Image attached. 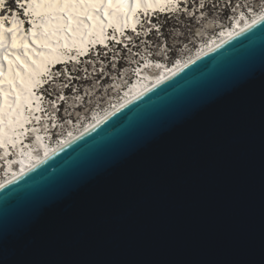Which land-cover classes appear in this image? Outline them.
<instances>
[{
  "label": "water",
  "instance_id": "95a60500",
  "mask_svg": "<svg viewBox=\"0 0 264 264\" xmlns=\"http://www.w3.org/2000/svg\"><path fill=\"white\" fill-rule=\"evenodd\" d=\"M260 29L223 43L117 113L113 121L126 123L111 135L105 130L113 121L0 188L7 237L0 264H264ZM240 80L246 86L229 91ZM217 95L193 119L96 174Z\"/></svg>",
  "mask_w": 264,
  "mask_h": 264
},
{
  "label": "snow or ice",
  "instance_id": "6c2138e0",
  "mask_svg": "<svg viewBox=\"0 0 264 264\" xmlns=\"http://www.w3.org/2000/svg\"><path fill=\"white\" fill-rule=\"evenodd\" d=\"M125 3L131 5L127 12L124 8ZM142 3L144 4L143 15L145 16L148 15L149 11L155 13L157 10L165 14L163 21L158 20L157 23L148 21L150 27L146 32L147 40L136 39L141 34L136 30L134 21L131 26V32L134 35L127 36L128 42L125 43L123 39H117L115 36H112L110 39L121 47L111 53L109 51L96 53L97 56H101V59L96 64L89 60L87 62L88 67H76L67 70L61 69L55 74L50 71L47 64L43 65L42 68L35 69L33 73H30L27 93L23 97L24 103H22V92L17 90L16 81L13 78L14 70L12 65L14 60L9 58L7 48L17 49L23 47L25 50L29 49L27 43H17V38L21 35L25 22L29 26L28 32L30 33L32 41L34 43H43V41L38 40L37 29L45 26L47 23V21H44L45 17L48 20L62 22L63 30L65 32H72L73 25L80 23L78 17L81 14L87 20H95L96 17L93 13L103 9V15L109 17V10H115L124 15L126 27L128 14L130 13L135 17L137 12L140 11ZM88 9L91 11H85ZM8 13H11V19H9ZM220 16L233 21L236 25L235 28L229 27L226 32L222 31L220 33L221 36L227 35L228 40L223 41V43H228L229 40H233L238 36H244V33H249L252 29L257 28V26L264 25V0H117L115 5L113 0H11V4H9V0H0V35L6 33L10 38L3 57L7 63L8 78L2 81V83H7L9 90L2 93L3 109H7V111L5 112L3 109H0V126H2L0 127V132L3 133L0 136V147L4 149L6 156L11 155L9 149L15 150L19 147L20 156L30 158L32 151H35V149L25 152L23 150L25 147L24 141L30 134H36V141H42V138L38 135L40 129L28 127L33 121L37 124L41 123L42 116L39 113H45L47 115V119L51 122V129L57 128V124L55 123L57 119L65 124H71L73 119L79 115L76 112L77 109L83 111V105L93 103L92 99H90L94 95L93 89L100 92V98L103 100L105 93L109 89L115 88V85L111 83V81L116 79L112 75L114 70L117 72V75H120L122 70H126V64L131 65L133 62L139 63V60L133 61L132 58L140 57V44H144L146 47L154 45L156 49L154 55L158 57L155 66L157 68L167 67L166 64L159 62L160 60L167 59L168 64H171V67L168 68V72L171 75H158L152 87L141 88L132 97H128V93L126 92V99L119 107L112 106L113 110L104 112L103 116L99 114L95 115L90 122V126H85L80 135L73 139L60 141L58 146L52 150L51 155L63 152L66 148H71L75 144V141L83 140L84 137L97 132V129L101 128L102 125L113 121V117H117V113L123 112V109L129 108V105L136 104V101L143 100L149 92H153L154 88H159L166 81L180 76L181 73L185 72V69H189L191 66L197 64V60H201L202 56H207L211 52H216L217 48L223 47L222 43L217 44L215 47H209L207 52L201 49L199 50L200 54L195 59H174L178 55H183L185 50H187V44H192L193 47H196L191 36H200L202 34L196 28L197 25H200L201 21H204L207 27L215 28L217 18ZM248 19H251V22L247 23L244 27H240V22ZM37 20L44 21V23L37 24ZM5 21L10 26L5 27ZM116 30L120 32L121 37H124V27H119ZM260 32L264 34V29H260ZM99 43L105 49L108 48V45L104 43L103 37H101ZM132 47H136L137 51L133 52ZM129 53H131V56H129ZM78 54L80 56L86 55V49L80 48ZM12 55L14 56L15 62L19 64L20 57L15 55V53ZM72 61H75L77 65L81 64V61L74 56H69L67 60H62L57 56L53 58L51 64H67ZM35 63L33 61V65ZM97 64L99 65L98 67ZM24 66L27 67V65ZM143 67H148V64H144ZM141 71V67L131 69V73L137 77H139ZM2 75L4 74L0 73V76ZM57 77H64V79L56 84ZM20 83H24L23 78H21ZM246 83V80L237 81L231 85L229 91H237L245 87ZM85 86H88V91H85ZM169 87L170 89L172 88V86ZM34 88L44 89L43 95H47L50 98L53 112L48 113L47 109L40 107L39 102L43 99V95L35 96V101H33L35 93L32 89ZM219 99L220 95L209 97L203 104L191 110L181 112L170 126L156 129L151 137L141 144H134L130 152L109 161L106 167L98 170L96 174H99L100 171H107L119 166L132 152L147 147L153 140L166 135L176 125L193 119L202 108L215 104ZM33 103L36 104L35 108L32 107ZM94 106L98 107L99 105L96 104ZM22 107L28 110L27 115L20 111ZM65 113L67 116H65ZM125 123L123 118L113 121V124L105 132L111 135L117 126L124 127ZM52 134L55 135V133ZM68 135L71 136V133ZM51 155L45 148L42 158L32 161L27 171L21 168L18 174L11 172L13 162L8 161L6 173H10L11 175L5 183H0V188H6L8 184H14L17 181L23 180L29 172H34L40 165L46 164L51 158ZM16 163L23 164V159L16 161ZM57 167L50 170L52 175L56 174ZM90 178V176L83 177L81 184L87 183ZM50 207L51 203L38 205L35 209L36 216L39 217ZM6 239L5 233L0 230V247H2Z\"/></svg>",
  "mask_w": 264,
  "mask_h": 264
},
{
  "label": "bare ground",
  "instance_id": "6f19581e",
  "mask_svg": "<svg viewBox=\"0 0 264 264\" xmlns=\"http://www.w3.org/2000/svg\"><path fill=\"white\" fill-rule=\"evenodd\" d=\"M114 5L117 3V0H113ZM9 4H11V1L9 0ZM131 7V5L125 3L124 8L127 12L128 9ZM85 11H91L90 9ZM110 16L106 17L103 15V9H101L99 12L93 13L95 15V20H87L84 18V15L81 14L78 19L80 20V23L73 25V31L72 32H65L63 30L62 22L58 20H48L47 17L44 18V21H47L44 27H40L37 29L38 32V40L43 41V43H34L30 37V34L26 31V22L23 26V30L21 35L17 38L18 44L27 43L29 45V49L25 50L23 47H19L17 49H11L7 48L9 58L13 59V78L16 81V87L17 90H20L22 92V103H24L23 97L26 96L28 83H29V77L30 73H33L35 69L42 68L43 65L47 64L50 69V71L53 73V68L55 64H51V61L53 58L59 56L62 60H67L69 56H74L77 59L87 57L91 54V51L93 49H98L100 47H103L99 43V40L101 37L104 38V43L107 45L109 44V41L111 40L110 37L115 36L117 39H123L121 37L120 32L116 29L119 27H124L125 35H128L131 32V26L133 22L135 21V27L136 30L140 26H143L144 22L150 21L154 17L155 13H158L159 16L164 15V13L159 12L158 10L153 13L149 11L147 16H143L144 12V4H141V9L139 12H137L136 16L133 17L130 13L127 16V26L125 27V17L122 13L117 12L115 10H109ZM9 19L11 17L9 16ZM44 21L37 20V24H43ZM251 19L244 20L240 22V27H244L247 23H250ZM10 25H7V21H5V27H8ZM236 25H234L232 28H235ZM47 33V34H45ZM9 37L8 34H2L0 35V73H3L4 75L0 76V109H3V97L2 93L4 91L9 90V85L7 83H2V81L6 80L8 78V72H7V63L4 60V55L6 51V47L9 44ZM228 40L227 35L225 34L220 38V40H216L215 42H212L210 45H207L202 50L207 52L209 47H215L217 44H222L223 41ZM47 45V46H45ZM101 45V46H100ZM109 46V45H108ZM80 48L86 49V55L80 56L78 54V50ZM74 51H77L73 54ZM15 53V55H18L20 57V63L18 64L15 62L14 56L12 55ZM200 54L199 51L192 55L188 59H195L196 56ZM187 59V60H188ZM33 61H35V65H33ZM70 64V63H67ZM24 65H27L25 67ZM18 73V75H17ZM171 75V73L168 72L167 68L164 69H153L150 72H143V76H141L143 79L140 80V82L136 83L132 88L131 91L128 93V97H132L134 94L138 93L141 88H147L152 87V85L155 83L156 77L158 75ZM23 78L24 83L21 84L20 80ZM43 90V88H34L32 91L35 93L33 96V101H35V96L39 95L40 92ZM126 99V98H125ZM40 107L44 108V106L41 104V101L39 102ZM33 108L36 107V104L33 103ZM3 111H7V109H3ZM21 112H23L25 115L28 114V110L26 108H21ZM43 117L42 113H39ZM44 124V123H43ZM37 123L34 121L28 125L30 128H38L40 129L38 135L42 138V141L38 142L35 139L36 134H30L27 139H25L24 144V151L28 152L31 149H35V151H32L31 157H21L20 156V148L17 147V149H9V152H11V155L6 156L5 151L2 147H0V163H6L12 161L11 166V172L13 173H19L21 168H24L25 171H27L28 167L30 166L32 161L38 160V158H42L45 148L51 155L52 150L55 149L57 146H52L46 143V141L43 138L42 134V127L36 126ZM90 126V125H89ZM2 127V126H0ZM84 129V128H83ZM79 133L72 134L68 139H73L74 137L80 135L81 131ZM3 133L0 132V136H2ZM1 148L3 150H1ZM23 159V164H17L16 161ZM10 173H8L7 179L3 182L5 183L10 178Z\"/></svg>",
  "mask_w": 264,
  "mask_h": 264
},
{
  "label": "built area",
  "instance_id": "2783aa9c",
  "mask_svg": "<svg viewBox=\"0 0 264 264\" xmlns=\"http://www.w3.org/2000/svg\"><path fill=\"white\" fill-rule=\"evenodd\" d=\"M155 18H152L150 21L152 23H157V21H163L165 14L159 16L158 13L154 14ZM143 26H140L137 28V31L140 32L141 36L136 39H145L147 40L148 37L146 36L147 29L150 27V25L147 22H144ZM235 23L231 20H228L227 18H224L223 16H220L217 18L216 26L215 28H209L206 26L204 21H201L200 25H197L196 28L202 33L200 36H191L192 41L195 43L196 47H193L192 44H187V50L183 53V55H178L174 59H182L187 60L192 55H195L199 50L205 48L207 45H210L212 42H215L216 40H220L222 37L220 33L222 31H225L229 27H233ZM130 35V32L128 33ZM123 37V41L127 43V36ZM131 35H134L133 33ZM111 38V37H110ZM186 43V42H185ZM108 48L105 49L104 47H100L98 49H93L91 51V54L87 57L80 58L81 64L77 65L75 61L70 62V64H61L57 66L53 70V74H55L58 70L61 69H73L76 67H88V61L91 60L94 64H96L97 61L101 59V56H97L96 53L109 51L114 52L117 49H119L121 46L115 44L112 40L109 41ZM140 50V57H133V61L139 60V63L133 62L131 65L126 64V70H122L120 75H117V72L114 70L112 72V75L116 77L114 81H111L115 85L114 89H109L107 93L104 95V99L101 100L100 98V92L93 89L94 95L90 97L92 99V104H86L83 105L84 110L80 111V109H77L76 112L79 113L78 116H76L75 119H73V122L71 124H65L61 120L57 119L55 123L57 124V128L51 129V122L47 119V115L45 113L43 114L42 121L40 124H37L36 126L42 127V136L46 143L52 146H57L60 141L68 139L70 136L69 133L76 134L79 133L81 129H83L85 126H89L90 122L92 121L93 117L97 114L100 116H103L104 112L106 111H112L113 107H119L125 100V93H129V89H131L136 83L140 82L143 78V72H150L154 68L159 69L155 66L158 57L154 55L156 49L154 45L146 47L144 44L139 45ZM132 51H137L136 47H132ZM129 56H131V53H129ZM160 63L166 64L167 70L171 67V64H168L167 59H163L159 61ZM144 64H148V67H143ZM99 65L97 64V67ZM119 67V66H117ZM134 67H141L142 71L140 72L139 77L131 73V69ZM164 69V68H161ZM74 74V73H73ZM64 77H57L56 84H58ZM55 86V85H53ZM106 86V85H105ZM99 87V86H98ZM88 86H85V91H88ZM44 89L40 92L39 95H43ZM71 103V101H69ZM41 104L44 106V109H47L48 113L53 112V109L50 104V98L47 95H43V99L41 100ZM98 104L99 106H94ZM65 116L67 114L65 113ZM71 119V118H70ZM44 123V124H43ZM52 133H55L53 135ZM6 163H0V183H3L7 177L8 173H6Z\"/></svg>",
  "mask_w": 264,
  "mask_h": 264
}]
</instances>
